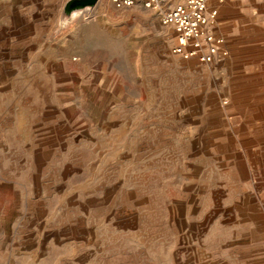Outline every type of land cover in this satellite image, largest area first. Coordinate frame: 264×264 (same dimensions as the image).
Returning <instances> with one entry per match:
<instances>
[{"label":"rangeland","instance_id":"obj_1","mask_svg":"<svg viewBox=\"0 0 264 264\" xmlns=\"http://www.w3.org/2000/svg\"><path fill=\"white\" fill-rule=\"evenodd\" d=\"M67 2L0 0V264H264V4L202 63Z\"/></svg>","mask_w":264,"mask_h":264},{"label":"built area","instance_id":"obj_2","mask_svg":"<svg viewBox=\"0 0 264 264\" xmlns=\"http://www.w3.org/2000/svg\"><path fill=\"white\" fill-rule=\"evenodd\" d=\"M117 7L141 3L160 14L164 25L172 26L176 43L172 51L186 59L197 58L202 63L225 60L229 51L225 39L215 34L212 27L217 21V8L209 7V0H184L166 8L169 0H112Z\"/></svg>","mask_w":264,"mask_h":264},{"label":"crops","instance_id":"obj_3","mask_svg":"<svg viewBox=\"0 0 264 264\" xmlns=\"http://www.w3.org/2000/svg\"><path fill=\"white\" fill-rule=\"evenodd\" d=\"M241 1L242 0H209V7L217 8L218 10L217 21L212 27L215 34L224 38V35L220 33L221 28L218 27L220 25L219 19H221L224 24L230 26V31L227 32V36H232V9L234 10V5ZM248 1L256 4H264V0H247V2ZM225 47L227 48V46Z\"/></svg>","mask_w":264,"mask_h":264},{"label":"water","instance_id":"obj_4","mask_svg":"<svg viewBox=\"0 0 264 264\" xmlns=\"http://www.w3.org/2000/svg\"><path fill=\"white\" fill-rule=\"evenodd\" d=\"M98 1L99 0H68L64 8V12L66 16L70 17L74 13L94 7Z\"/></svg>","mask_w":264,"mask_h":264}]
</instances>
